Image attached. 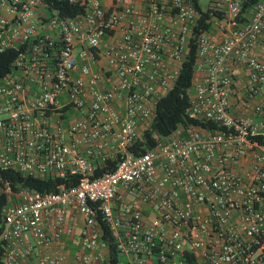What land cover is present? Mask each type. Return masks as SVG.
Returning a JSON list of instances; mask_svg holds the SVG:
<instances>
[{"label":"built area","instance_id":"built-area-1","mask_svg":"<svg viewBox=\"0 0 264 264\" xmlns=\"http://www.w3.org/2000/svg\"><path fill=\"white\" fill-rule=\"evenodd\" d=\"M80 1L66 16L0 0V51L17 50L0 77V170L78 175L51 192L0 181V264H104L100 222L126 264H264V0L249 14L208 0L203 28L194 0ZM191 44L188 111L219 128L179 125L133 151Z\"/></svg>","mask_w":264,"mask_h":264},{"label":"trees","instance_id":"trees-1","mask_svg":"<svg viewBox=\"0 0 264 264\" xmlns=\"http://www.w3.org/2000/svg\"><path fill=\"white\" fill-rule=\"evenodd\" d=\"M47 9L54 8L61 15L73 16L80 12L83 8V1L69 2L68 0H44ZM241 11L247 12L250 10L257 0H239ZM196 8L201 10L200 5L194 0ZM212 14V11L205 8L202 11L200 28L206 27L203 23V18ZM17 50L6 48L0 51V77L7 73L11 67V62L16 55ZM195 49L191 44L190 48L181 63L177 77L168 91L160 96L154 106V114L149 123L148 129L143 131L142 137L135 144L133 151H144L151 147L154 143L151 133L156 135H167L174 131L179 125L193 124L200 129H218L216 124L208 121L194 118L188 111V91L191 88L194 75ZM256 138L264 142L260 136ZM109 167H112V162H109ZM102 169H96L95 174H99ZM0 181H7L12 191L31 188L39 192L57 191V186L62 184L65 187H72L77 184L78 175L65 172L62 176L46 174L44 176H29L22 175L14 170H0ZM11 201V196L0 192V211ZM102 227V240L107 246V262L108 264H119L120 255L115 248L114 242L108 236L107 228L103 222H100Z\"/></svg>","mask_w":264,"mask_h":264},{"label":"crops","instance_id":"crops-1","mask_svg":"<svg viewBox=\"0 0 264 264\" xmlns=\"http://www.w3.org/2000/svg\"><path fill=\"white\" fill-rule=\"evenodd\" d=\"M102 1V4L104 5V6H107L108 4H109V2H110V0H101ZM245 12V11H244ZM249 12H250V10H248L246 13H248L249 14ZM247 14V15H248ZM201 73H202V71H196L195 72V74H194V79H196L197 77H200L201 76ZM242 79H241V73H240V71H237V73H236V75H235V82H236V84H238L239 85V83H240V81H241ZM238 94H236V95H234L232 98H231V101H232V107L236 110V109H238V110H241L242 111V109H241V104H240V102H239V98H238V96H237ZM125 198L127 197V196H125V195H123ZM81 223V218L80 217H76V229H75V232H74V235H73V238L72 239H66L65 237H63L62 239L64 240V242H65V247H64V249H65V251H67V252H69V253H72L76 248H77V246L75 245V243H74V241H75V238L77 237V229H78V227H79V224ZM104 253H105V256H106V258H107V251H104ZM120 256H123V259L120 257V261H119V264H126V262H127V257L126 256H124V255H120ZM104 264H108V262H105Z\"/></svg>","mask_w":264,"mask_h":264},{"label":"rangeland","instance_id":"rangeland-1","mask_svg":"<svg viewBox=\"0 0 264 264\" xmlns=\"http://www.w3.org/2000/svg\"><path fill=\"white\" fill-rule=\"evenodd\" d=\"M208 0H198V4L201 8H205L207 6ZM123 259V256H120Z\"/></svg>","mask_w":264,"mask_h":264}]
</instances>
